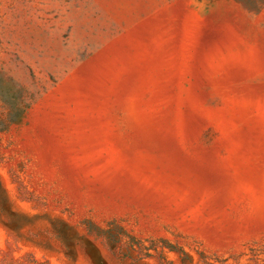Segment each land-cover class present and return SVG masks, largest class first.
I'll return each mask as SVG.
<instances>
[{
  "label": "rangeland",
  "instance_id": "374dc122",
  "mask_svg": "<svg viewBox=\"0 0 264 264\" xmlns=\"http://www.w3.org/2000/svg\"><path fill=\"white\" fill-rule=\"evenodd\" d=\"M0 264H264V0H0Z\"/></svg>",
  "mask_w": 264,
  "mask_h": 264
}]
</instances>
